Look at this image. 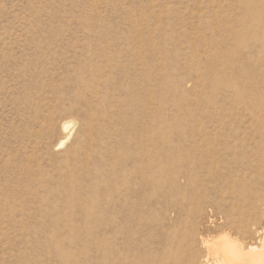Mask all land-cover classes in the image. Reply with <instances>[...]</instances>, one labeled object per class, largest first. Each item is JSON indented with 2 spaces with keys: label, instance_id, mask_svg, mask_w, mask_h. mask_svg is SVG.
<instances>
[{
  "label": "rangeland",
  "instance_id": "rangeland-1",
  "mask_svg": "<svg viewBox=\"0 0 264 264\" xmlns=\"http://www.w3.org/2000/svg\"><path fill=\"white\" fill-rule=\"evenodd\" d=\"M255 36L264 0H0V264H199L264 229Z\"/></svg>",
  "mask_w": 264,
  "mask_h": 264
},
{
  "label": "bare ground",
  "instance_id": "bare-ground-1",
  "mask_svg": "<svg viewBox=\"0 0 264 264\" xmlns=\"http://www.w3.org/2000/svg\"><path fill=\"white\" fill-rule=\"evenodd\" d=\"M249 41V40H248ZM250 41H251V43L250 44H261V45H263L264 44V41L262 40V39H260L259 37H253L252 39H250ZM240 45H241V47H247V45H248V43H247V41L246 40H241L240 41ZM229 84H222V86H225V87H229L228 86ZM69 126V125H68ZM67 127V126H66ZM67 129H68V127H67ZM71 129V128H70ZM64 130H66V129H64ZM72 131V130H71ZM68 132H69V130H68ZM64 133H65V131H64ZM63 133V134H64ZM67 133V132H66ZM66 135H68V134H66ZM69 135L71 136V133H69ZM62 136H64V135H62ZM71 138V137H70ZM68 136H65V139H64V142L62 143V142H60V143H62L61 145L63 146H65V144H66V142L70 139ZM62 140V139H61ZM60 146V145H59ZM97 147V146H96ZM97 150V149H96ZM95 150V151H96ZM78 151H80V150H78ZM100 152V151H99ZM100 155V154H99ZM97 156V155H96ZM178 159V160H177ZM177 159H173L172 158V160H173V163H171V161L168 163L169 165H171L172 164V166L170 167V169H168V168H166V165L165 166H161L160 167V169H165L168 173L166 174V175H168L169 177L166 179V180H169V179H171V180H176L177 179V181H178V177H182V175L184 176V175H186L187 176V174H185L187 171H185L184 170V172H183V170L179 167V162H181L180 160H179V158H177ZM192 159V158H191ZM83 160V159H82ZM78 161V160H77ZM183 161H185V160H183ZM192 161V160H191ZM191 161H190V163H191ZM195 162V160H193V162L192 163H194ZM183 163V162H182ZM187 163V162H186ZM185 163V164H186ZM190 163L188 164V167H190L189 165H190ZM141 164H142V162H141ZM197 164H198V161H197ZM197 164H195V165H197ZM137 165V164H136ZM144 165H147V164H144ZM149 165V164H148ZM147 165V166H148ZM187 165V164H186ZM140 166V167H139ZM138 167L140 168V169H142V168H144L142 165H139ZM142 166V167H141ZM157 166H159V165H157ZM185 166V165H184ZM193 166V165H192ZM77 167V166H76ZM137 167V166H136ZM150 167L151 166H149V167H146V169L147 168H149L150 169ZM167 167H169V166H167ZM138 168V169H139ZM153 168V167H152ZM185 168V167H184ZM192 170H194L193 169V167L191 168ZM135 170H136V168H135ZM159 170V169H158ZM157 170V171H158ZM142 171V170H141ZM141 171H140V174H141ZM145 171V170H144ZM149 171H151L150 173H152V170H149ZM174 173H173V172ZM139 172V170H137V172H136V174ZM155 172V170H153V173ZM160 172V171H159ZM163 172V171H162ZM190 172V171H189ZM143 173V172H142ZM148 173V172H147ZM157 173V172H156ZM164 173V172H163ZM162 173V174H163ZM135 174V173H134ZM133 174V175H134ZM161 174V173H160ZM162 174H161V176H162ZM173 174V175H172ZM132 175V176H133ZM142 175H144V174H142ZM142 175H141V177H142ZM146 175H148V174H146ZM154 175V174H153ZM157 175H159V173H157ZM165 175V176H166ZM191 175V174H190ZM193 176H194V174H192ZM140 176V175H139ZM139 176H137V179H139L138 177ZM154 176H156V175H154ZM161 176H158V178L159 177H161ZM189 176V175H188ZM193 176L191 177V178H193ZM228 176V175H227ZM129 177V176H128ZM128 177H127V179H128ZM131 177V176H130ZM150 177L151 176H149V179H150ZM157 177V176H156ZM167 177V176H166ZM144 178H145V176L143 177V180H144ZM148 178V177H147ZM152 178H154V177H152ZM151 178V179H152ZM158 178H154V179H157L158 180ZM164 178V176L161 178V179H163ZM187 178V181H189V179H188V177H186ZM195 178V177H194ZM130 179V178H129ZM135 178H133V180H134ZM150 179V180H151ZM181 179V178H180ZM179 179V180H180ZM183 179H185L184 177H183ZM196 179V178H195ZM131 180V179H130ZM130 180H129V183H131L130 182ZM133 180H132V183H133ZM141 180V179H140ZM142 180V181H143ZM150 180H148V181H150ZM153 180V179H152ZM157 180L155 181V182H157ZM164 180V179H163ZM191 180V179H190ZM122 181H123V179H122ZM147 181V180H146ZM165 181V180H164ZM173 181V182H174ZM176 181V182H177ZM182 181V180H181ZM247 181V180H246ZM245 181V182H246ZM116 182V181H115ZM124 182H125V180H124ZM128 182V181H127ZM161 180H160V178H159V180H158V183L157 184H161ZM167 182V181H166ZM170 182H172V181H170ZM184 182H186V179H185V181ZM190 182V181H189ZM195 182V181H194ZM215 182V181H214ZM119 183V182H118ZM129 183H127L128 185H130ZM150 183V182H149ZM112 184H116V183H114V182H112ZM137 184H139V183H137ZM145 184V183H144ZM157 184H155V186L157 185ZM163 184H166V183H163ZM172 184V183H171ZM174 184V183H173ZM172 184V186L174 187V185ZM181 184V183H180ZM124 186L123 187H125V185H126V182H125V184H123ZM132 185V184H131ZM136 185V184H135ZM134 185V186H135ZM146 185V184H145ZM152 185H153V183H152ZM176 186L177 185H179V183L178 184H175ZM116 186V185H115ZM127 186V185H126ZM133 186V188L135 189L136 187H134ZM139 186V185H138ZM154 186V185H153ZM165 186V185H164ZM176 186H175V188H173V189H175L176 190ZM112 187H114V186H112V185H110V189L112 188ZM119 187H120V185H119ZM130 187H128V189H129ZM137 188H139V187H137ZM114 189V191L116 190V187H114L113 188ZM127 189V190H128ZM141 190H142V188H140ZM117 190H119L118 189V187H117ZM125 190V189H124ZM130 190V189H129ZM110 191V190H109ZM113 191V190H112ZM113 191V192H114ZM120 191V190H119ZM111 192V191H110ZM109 192V193H110ZM113 192H111V193H113ZM118 192V191H117ZM133 192V191H132ZM134 192H135V190H134ZM138 192V191H137ZM145 192V191H144ZM122 193V192H121ZM136 193V192H135ZM236 193V192H235ZM252 194L254 193V192H251ZM130 194V193H129ZM248 194H250V193H248ZM247 194V195H248ZM251 194V195H252ZM113 195H114V193H113ZM124 195V194H123ZM122 195V197H124ZM133 195H134V193H133ZM171 195V194H170ZM238 195V194H237ZM119 196V195H118ZM126 196V195H125ZM245 197H247L246 196V194L244 195ZM114 197H115V195H114ZM120 197V196H119ZM134 197V196H133ZM140 197V196H139ZM234 197H236V196H234ZM233 197V198H234ZM239 197V196H238ZM253 197H254V199H255V196L253 195ZM109 199H111L110 197H109ZM123 199V198H122ZM136 199H138V198H136ZM141 199H142V201L144 200L143 198H142V196H141ZM236 199V198H235ZM239 200H240V198H238ZM251 199V198H250ZM249 198L247 199V201L249 200V201H251ZM108 200V199H107ZM113 200V199H112ZM125 200H127V199H125ZM139 200V199H138ZM146 200V199H145ZM237 200V199H236ZM243 200H246V199H243ZM242 200V201H243ZM110 201V200H109ZM109 201H108V203H109ZM123 201V200H122ZM141 201V200H140ZM253 201V200H252ZM251 201V202H252ZM110 202H112V201H110ZM113 202H116V199L113 201ZM118 203H119V201H117ZM127 202V201H126ZM133 202V200L131 201V203ZM137 202V201H136ZM135 202V203H136ZM139 202V201H138ZM254 202V201H253ZM122 203V202H121ZM124 203V202H123ZM122 203V204H123ZM139 203H141V202H139ZM248 203V202H247ZM250 203V202H249ZM254 203H256V201L254 202ZM114 204V203H113ZM117 204V203H116ZM132 204H134V203H132ZM251 204V203H250ZM111 205V204H110ZM110 205H109V207H110ZM125 205V204H124ZM128 205V204H127ZM143 205H144V201H143ZM245 205H246V201H245ZM252 205H254V204H252ZM113 206V205H112ZM111 206V207H112ZM120 206H122L121 204H120ZM126 206V205H125ZM131 206V205H130ZM136 206H137V204H136ZM138 206H139V204H138ZM141 206H142V204H141ZM119 207V206H118ZM123 207V206H122ZM127 207V206H126ZM248 207V206H247ZM249 207H253V206H249ZM113 208V207H112ZM112 208H110V209H112ZM150 209H149V211L148 212H151V210H152V208L151 207H149ZM109 209V210H110ZM113 209H115V210H117L115 207L113 208ZM123 209H125V207L123 208ZM122 209V210H123ZM131 209V208H130ZM130 209H129V211H130ZM134 209V208H133ZM141 210V209H140ZM110 211H112V210H110ZM110 211H108V213L110 212ZM118 211H120L121 212V210H118ZM116 212V211H115ZM114 212V213H115ZM123 212H125V210H123ZM112 212H110V214H111ZM119 213V212H118ZM129 213V212H128ZM131 213V218L130 219H132V211L130 212ZM129 213V214H130ZM113 214V213H112ZM120 214V213H119ZM128 214V215H129ZM136 214V213H135ZM145 214H146V212H145ZM116 215V214H115ZM114 215V216H115ZM122 215H123V213H122ZM141 215V214H140ZM109 216V215H108ZM112 216V215H111ZM110 216V217H111ZM113 216V217H114ZM118 217V216H117ZM122 217H124V215L122 216ZM121 217V218H122ZM127 216L125 215V217L124 218H126ZM134 218V217H133ZM112 219V218H111ZM110 219V220H111ZM127 219V218H126ZM126 219H122L123 221H124V223L126 222ZM129 219V221H131ZM244 220V219H243ZM113 221H116V220H114V218H113ZM122 221V222H123ZM128 221V220H127ZM120 222V221H119ZM129 223V222H128ZM109 224H111V223H109ZM114 224V223H113ZM117 224V223H116ZM120 224V223H119ZM118 224V225H119ZM125 224H127V222L125 223ZM130 224V223H129ZM129 224H128V228L130 227V228H132L131 226H129ZM110 226V225H109ZM116 226V225H115ZM122 226V225H121ZM124 226V225H123ZM127 226V225H126ZM118 227V226H117ZM241 227L243 228V230H244V232L243 233H246V235H248V237H247V239L245 240V239H241V238H239V237H237V238H235V237H233V236H231L230 234H227V233H224V234H222L221 236H219V237H217V238H213V239H205V238H203V237H201V238H199L198 240H196V243L194 244V245H190V250H191V248H193V246H195L196 244L199 246V248L201 249H206L207 250V255L206 256H204V257H202V259L200 260V262H199V264H264V229H259L258 227H256L255 225H250V224H248L247 222H243L242 223V225H241ZM119 228V227H118ZM125 228H127V227H125ZM127 228V229H128ZM122 229V228H121ZM127 229H124V230H127ZM112 230V229H111ZM130 230V229H129ZM131 230H133V228L131 229ZM115 231V230H114ZM120 231V230H119ZM121 232V231H120ZM125 232V231H124ZM127 232V231H126ZM134 232V231H133ZM132 232V233H133ZM242 232V231H241ZM118 233V232H117ZM129 233V232H128ZM119 234V233H118ZM122 234H123V231H122ZM127 234V233H126ZM130 234H131V232H130ZM114 235V234H113ZM117 235V234H116ZM120 235H121V233H120ZM135 235V234H134ZM133 236V235H132ZM113 237V236H112ZM118 237V236H117ZM116 236H115V238H117ZM129 237H130V235H129ZM114 239V238H113ZM112 239V240H113ZM125 239V238H124ZM124 239H123V241H124ZM133 239V238H132ZM111 240V241H112ZM118 240V239H117ZM110 241V240H109ZM108 241V242H109ZM120 241V240H119ZM122 241V239H121V241H120V243L121 242H123ZM126 241V240H125ZM127 241H128V239H127ZM116 242H118V241H116ZM129 242V241H128ZM110 243V242H109ZM119 243V245H121ZM112 244V243H111ZM114 244H116L115 242H114ZM127 244V243H126ZM125 244V245H126ZM109 245V244H108ZM116 245H118V244H116ZM124 245V246H125ZM131 245V244H130ZM128 246V245H127ZM126 246V247H127ZM197 246V247H198ZM109 247V246H108ZM111 247V246H110ZM109 247V248H110ZM113 247V246H112ZM117 247V246H116ZM131 247V246H130ZM188 247H189V245H188ZM108 248V249H109ZM114 248V247H113ZM129 248V247H128ZM127 248V249H128ZM111 249V248H110ZM125 249V248H124ZM189 250V251H190ZM110 251V250H109ZM111 252L113 253V250H111ZM118 252V251H117ZM116 252V253H117ZM121 252V251H120ZM192 252H194V251H192ZM192 252H190L189 253V255L191 256V258L193 257V253ZM122 253V252H121ZM128 253V252H127ZM130 253H131V251H130ZM133 254V253H132ZM110 255H111V257H112V254L110 253ZM115 255V254H114ZM121 255L119 254V258H121L120 257ZM110 257V258H111ZM114 257V256H113ZM116 257H117V255H116ZM131 257V256H130ZM124 258H126V257H124ZM128 259V258H127ZM132 259V258H131ZM110 260V259H109ZM115 260V259H114ZM147 260V259H146ZM145 260V261H146ZM123 261H124V259H123ZM111 262V261H110ZM117 262V261H116ZM116 262H113L114 264L116 263ZM121 262V261H120ZM142 262V261H141ZM130 263V262H129ZM148 263V262H147ZM147 263H145V264H147ZM131 264H132V261H131ZM142 264V263H141Z\"/></svg>",
  "mask_w": 264,
  "mask_h": 264
}]
</instances>
